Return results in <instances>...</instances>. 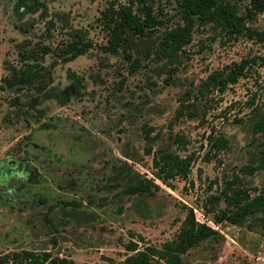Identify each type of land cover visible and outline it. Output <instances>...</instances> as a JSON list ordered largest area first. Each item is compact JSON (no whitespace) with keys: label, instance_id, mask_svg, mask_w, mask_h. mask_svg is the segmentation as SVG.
Instances as JSON below:
<instances>
[{"label":"rangeland","instance_id":"obj_1","mask_svg":"<svg viewBox=\"0 0 264 264\" xmlns=\"http://www.w3.org/2000/svg\"><path fill=\"white\" fill-rule=\"evenodd\" d=\"M113 1H132L143 13V0H39L36 12L21 0H0V259L31 264L24 255L30 252L118 263L131 241L144 249L175 239L193 209L198 223L217 225L219 234L190 250L187 264H264L257 217L241 226L216 224L215 214L226 206L223 200L211 206L241 167L264 158V135L253 132L264 109V67L254 65L223 94L195 99L210 74L262 55L264 43L199 24L177 60L147 59L145 43L158 44L162 28L135 51L142 65L132 73L123 52L103 51L109 33L100 19ZM145 1L167 28L182 23L176 0ZM224 1L239 15L251 3ZM247 25L264 31V14ZM76 33L93 46L67 61L62 48ZM33 49L37 58L28 56ZM187 92L194 96L193 117L176 121ZM148 132L158 137L151 144ZM211 134L224 136L229 147L211 153ZM160 150L194 155L187 179L168 187L156 178L153 159ZM135 178L160 189L127 194ZM242 180L253 195L264 191V169Z\"/></svg>","mask_w":264,"mask_h":264},{"label":"trees","instance_id":"obj_2","mask_svg":"<svg viewBox=\"0 0 264 264\" xmlns=\"http://www.w3.org/2000/svg\"><path fill=\"white\" fill-rule=\"evenodd\" d=\"M26 1L21 0L23 7L30 12H36L37 7L42 6L39 0H32V4L28 7ZM143 1L142 15L136 13L135 3L132 1L127 4L113 1L102 12L103 17L100 19L109 33L108 45L103 47V51L108 54L123 52L125 59L130 63L132 73L142 65L140 57L135 56V51H139L144 40L153 39V34L162 28L166 29L161 34L158 44L145 43L144 55L147 59L154 57L177 60L180 53H183L193 41L196 27L199 24H213L231 35L232 38L243 36L264 43V31L247 25V21L254 20L258 15L264 14V0H251L245 15H239L231 3L223 2V0H176L177 14L181 17L182 23L173 28H167L166 21L160 19L155 14L154 8L147 5L145 0ZM49 24L54 26L52 21ZM92 46L91 43L84 41L79 33H76L73 39L63 46V58L67 61H74L83 56ZM45 52L51 51L45 49ZM28 56L37 58L35 49L30 51ZM257 64L264 67V52L253 59H244L240 63L215 71L201 83L195 99L203 98L210 92L225 93L230 86L237 84L242 78H246L251 67ZM171 72L173 73V71ZM75 79L76 83L82 82L78 78ZM259 92L264 102V84L260 86ZM193 97L190 92L186 93V97L181 101L176 112V121H180L185 116L193 117L191 113L192 109H195V103L191 104ZM253 132L254 135H264V109L254 123ZM151 134V132L146 134V140L150 144L158 138H152ZM173 140L180 145H186L182 135H175ZM208 142L211 153H219L229 147V140L221 135L211 134L208 137ZM147 153L153 154V149L149 148ZM194 160V155L182 156L169 150H160L154 154L153 159V165L157 172L156 178L171 187L170 184L175 179L188 178ZM262 169H264V158L258 165L241 167L239 172L234 174L232 180L225 183L221 195L211 198V206L220 200H223L226 206L225 209L215 214L214 222L216 224L226 222L234 226H241L248 218L257 217L264 232V191L259 193L256 190V194L253 195L251 191L241 187L243 176H253ZM159 189L160 187L153 181L135 178L125 192L130 195H139ZM218 234V231L213 227L198 223L194 210L189 209L175 239L166 242L162 247L149 245L144 249H140L139 243L131 241L126 245L129 255L123 261L114 264H156L155 262L158 264H187L184 257L190 250ZM24 255L26 259L31 260V264H81L70 259L53 258L50 254L36 256L27 252ZM0 264H10L9 259H0Z\"/></svg>","mask_w":264,"mask_h":264},{"label":"built area","instance_id":"obj_3","mask_svg":"<svg viewBox=\"0 0 264 264\" xmlns=\"http://www.w3.org/2000/svg\"><path fill=\"white\" fill-rule=\"evenodd\" d=\"M214 229H218L219 227L215 224L212 225Z\"/></svg>","mask_w":264,"mask_h":264}]
</instances>
